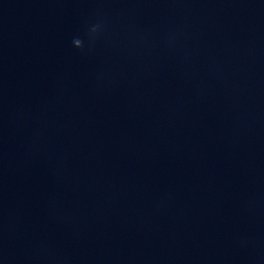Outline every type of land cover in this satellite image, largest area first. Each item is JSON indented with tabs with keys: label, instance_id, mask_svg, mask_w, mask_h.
<instances>
[{
	"label": "clouds",
	"instance_id": "1",
	"mask_svg": "<svg viewBox=\"0 0 264 264\" xmlns=\"http://www.w3.org/2000/svg\"><path fill=\"white\" fill-rule=\"evenodd\" d=\"M102 24L101 23H95L90 26L88 29L86 36L89 40V43H93L98 35V33L101 31ZM73 46L76 48H83L84 47V40L81 38H74L73 41Z\"/></svg>",
	"mask_w": 264,
	"mask_h": 264
}]
</instances>
